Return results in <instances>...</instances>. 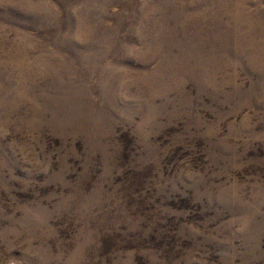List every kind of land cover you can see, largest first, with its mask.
Listing matches in <instances>:
<instances>
[{"label": "rangeland", "instance_id": "374dc122", "mask_svg": "<svg viewBox=\"0 0 264 264\" xmlns=\"http://www.w3.org/2000/svg\"><path fill=\"white\" fill-rule=\"evenodd\" d=\"M0 264H264V0H0Z\"/></svg>", "mask_w": 264, "mask_h": 264}]
</instances>
